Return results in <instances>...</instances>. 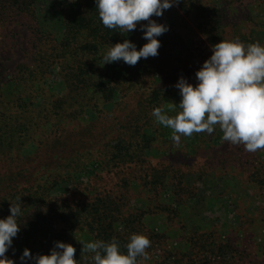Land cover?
I'll use <instances>...</instances> for the list:
<instances>
[{"label": "rangeland", "instance_id": "obj_1", "mask_svg": "<svg viewBox=\"0 0 264 264\" xmlns=\"http://www.w3.org/2000/svg\"><path fill=\"white\" fill-rule=\"evenodd\" d=\"M70 1L36 0L30 13L1 8L0 2V100L22 96L30 104L20 112L27 118L26 135L17 138L16 129L9 128L15 145L0 150V213L2 197H19L17 190L47 179L53 184L47 209L79 208L96 199L116 205V229L151 241L149 259L140 264H264V150L250 153L223 139L193 147L183 137L177 145L160 135L137 105L151 87L177 89L181 76L195 85L196 71L221 40L264 46V0H180L162 17L153 16L169 28L157 37L158 55L143 58V74L120 84L118 94L104 103L92 87L99 74L95 60L57 56L48 64L35 62L61 48L55 42L63 34ZM141 24L121 34L119 43L128 39L139 50L147 43ZM23 65L40 73L28 80ZM57 97L61 103L51 104ZM176 98L181 99L179 92ZM119 138L139 142L130 160L112 157L111 146ZM54 226L59 230L64 223ZM93 240L79 223L64 243L76 248L79 260L87 254H80L78 241ZM33 241L16 243L6 256L29 264L20 257L25 248L36 253Z\"/></svg>", "mask_w": 264, "mask_h": 264}, {"label": "clouds", "instance_id": "obj_2", "mask_svg": "<svg viewBox=\"0 0 264 264\" xmlns=\"http://www.w3.org/2000/svg\"><path fill=\"white\" fill-rule=\"evenodd\" d=\"M179 2L95 0L98 16L108 29L130 33L141 22H147L140 28L147 43L139 50L128 39L112 44L102 57L103 65L123 60L135 66L141 58L156 57L161 47L157 37L169 28L152 17H162L165 10ZM211 47L212 55L195 73L197 83L193 85L181 76L175 84L181 97L179 103L167 110L154 108L151 114L155 122L171 130V139L177 145L182 136L190 138L205 132L211 135L218 126L224 141L243 145L250 153L264 150V46L259 42L246 45L234 39L221 40ZM17 200L20 202H10V215L0 219V264H15L6 253L21 230L18 217L22 215V204L20 197ZM78 242L82 245V256L91 254V264H140V259H149L147 249L151 247L150 239L142 233L130 235L124 245L126 252L115 237L108 242L101 239ZM75 254L72 244L57 241L46 255L32 256L25 248L20 260H34L35 264H78Z\"/></svg>", "mask_w": 264, "mask_h": 264}, {"label": "trees", "instance_id": "obj_3", "mask_svg": "<svg viewBox=\"0 0 264 264\" xmlns=\"http://www.w3.org/2000/svg\"><path fill=\"white\" fill-rule=\"evenodd\" d=\"M0 2L2 3L1 8L14 6L21 11L30 13V9L34 6L36 0H0ZM182 8H184V4H182ZM65 9L66 15L63 17L62 22L63 34L58 42H55L57 43L55 45H60L61 48H54L49 54L42 53V57H44L42 61H35V59L34 61L48 64L45 61L50 60L54 62L57 56L61 57L63 61L68 60L67 56L72 60L77 59V62L79 60L80 62L82 60H95L99 68V74L97 75L98 78L93 81L92 87L93 91L99 95L100 102L104 103L118 94L120 84L127 81L131 82L133 77L142 75L147 67V63L141 58L135 66H129L123 60L103 65V55L112 44L114 45L119 42L121 36L119 30L114 31L103 26L98 16L95 0H73L67 3ZM25 15L29 16L28 14ZM22 67L23 70L21 71L28 77V80L35 79L36 75L40 73V70H37L36 67H31L30 65H23ZM170 89L169 87H151L145 96L137 102L138 110L144 112L149 120L156 123L151 114L154 108H165L166 105H173L180 101L176 98V93L179 92V89ZM9 98L11 97L8 96L7 100H3V98L0 100V107L4 109L3 111L0 109V150L7 147L13 148L15 145L12 143V135L7 134L9 128L16 129L17 138L22 135L25 136L29 129L25 124L27 118L22 119L23 116L20 112L25 109L27 111V107L30 104L22 96ZM60 100L57 97L51 104H60ZM3 101H7V103ZM55 107L49 105L50 110H53ZM7 110H10L12 113L11 116H7ZM172 115H175V112H172ZM156 125L159 132L161 131L160 135L171 137V130L157 123ZM29 126L31 127V124ZM147 128L151 129V126ZM153 137L154 132L151 135H147L144 147L149 146V140H152ZM184 138H187L193 147H199L200 144L205 142L217 143L222 139V132L217 126L211 135L205 132L194 134L190 138ZM115 140L118 141H114L111 146V153L114 159L118 158V160H121V157H127L130 160V157L135 156L137 150H139L136 147L139 146V142H127L125 141L127 139L120 138ZM193 147H190V150ZM7 177L10 179L9 174H7ZM0 184H2V178H0ZM51 188H53L52 182L45 179L41 183H36V185L31 184L30 186L17 190L21 193L19 197L22 204V215L18 217L21 230L13 238L11 247L19 242L27 243L28 240L33 238L37 250L36 253H31L32 256L50 254L55 242H65L68 240V237L73 233L74 226L82 223L87 226L94 240L101 239L108 242L115 237L120 243L121 250L126 252L124 245L128 242L131 233L123 229V227L120 230L116 229L118 219L115 215V211H118L116 205H113L111 201L101 200L98 202L96 199L93 202L83 203L79 208L66 209L62 206H49V209H47L46 198ZM2 198L4 211L0 213L1 219L10 215V202L14 204L20 202L17 200L18 196H15V194ZM58 220L63 222L64 226L56 230L54 223ZM90 255L87 254V256L79 259L78 264H91ZM28 261L29 264H35L34 260Z\"/></svg>", "mask_w": 264, "mask_h": 264}]
</instances>
